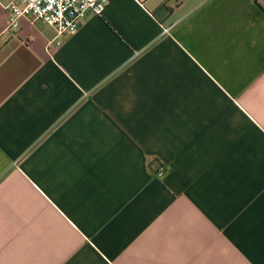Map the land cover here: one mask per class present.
Segmentation results:
<instances>
[{
	"label": "crops",
	"instance_id": "obj_1",
	"mask_svg": "<svg viewBox=\"0 0 264 264\" xmlns=\"http://www.w3.org/2000/svg\"><path fill=\"white\" fill-rule=\"evenodd\" d=\"M10 1L0 264H264V0H107L50 47Z\"/></svg>",
	"mask_w": 264,
	"mask_h": 264
},
{
	"label": "built area",
	"instance_id": "obj_2",
	"mask_svg": "<svg viewBox=\"0 0 264 264\" xmlns=\"http://www.w3.org/2000/svg\"><path fill=\"white\" fill-rule=\"evenodd\" d=\"M107 0H12L7 5V32L10 35H21L20 21L29 22L42 20L55 30V36L47 40V47L59 45L58 39L67 31H73L80 25L87 14L100 16ZM169 28H163L167 32ZM164 173L162 167L156 170V175Z\"/></svg>",
	"mask_w": 264,
	"mask_h": 264
}]
</instances>
